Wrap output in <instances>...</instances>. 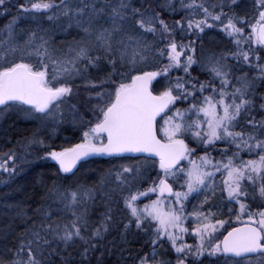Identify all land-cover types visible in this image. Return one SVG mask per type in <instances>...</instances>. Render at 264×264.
I'll list each match as a JSON object with an SVG mask.
<instances>
[{"label": "snow or ice", "instance_id": "obj_1", "mask_svg": "<svg viewBox=\"0 0 264 264\" xmlns=\"http://www.w3.org/2000/svg\"><path fill=\"white\" fill-rule=\"evenodd\" d=\"M13 6L23 16L13 15L0 37V113L20 109L53 132L68 120L80 127L82 141L54 151L38 129L25 138L23 157L11 149L0 155V171L9 177L30 149L59 165L29 226L14 242L12 235L0 240V264H90L114 227L122 244L129 235L146 236L151 250L134 264H205L211 257L264 264V0H252L251 13L242 10V0H179L178 7L163 0L156 8L149 0H0V15H12ZM165 11L184 15L169 23ZM24 18L36 26L18 28ZM214 27L231 47L205 52L202 34ZM57 29L73 39L58 46ZM149 64L153 70L145 69ZM101 65L99 84L87 79ZM194 66L208 79L194 76ZM78 77L95 92L80 107L72 103ZM154 81L163 88L158 94ZM93 156L135 163L102 171L91 185L59 183L76 177L80 161ZM217 191L222 208L210 203ZM112 192L122 193L127 222L117 223L106 203L99 225L90 228L88 205L98 193L110 201ZM192 200L198 203L189 211ZM187 236L197 243H187ZM77 243L79 260L69 251ZM165 244L174 261L160 256Z\"/></svg>", "mask_w": 264, "mask_h": 264}, {"label": "trees", "instance_id": "obj_2", "mask_svg": "<svg viewBox=\"0 0 264 264\" xmlns=\"http://www.w3.org/2000/svg\"><path fill=\"white\" fill-rule=\"evenodd\" d=\"M17 2L23 4L25 3V0H13V5ZM149 3L152 4L153 8H156L157 3H163V0H149ZM176 4L178 7L179 0H176ZM251 5L252 0H242L243 11L251 13ZM11 13L12 15H0V37L3 36L2 30L4 29V26L9 23L13 15L23 16L22 13L17 11L15 6L11 8ZM182 15H184L183 12L171 15L166 11L162 13L163 18L169 23L176 19H180ZM196 18L199 19L200 17L197 16ZM40 22L46 28L50 26L46 19L41 18ZM35 26V22L27 18L21 19L18 24V28L22 27L24 29L33 28ZM56 35L58 37L57 45L59 46L61 42L67 43L71 41L74 33L73 35H68L57 29ZM202 35V44L205 52H219L231 47L228 38L218 27L206 29L205 34ZM147 38L150 40L152 39L151 36H148ZM199 43L201 42H198V44ZM199 52L200 49L198 47V55ZM163 63L166 64L167 60H164ZM103 68L104 65H101V69H89L87 79H91L99 84L100 80L105 75V71L102 70ZM153 68L154 66L152 64L145 66L146 70H153ZM174 74L183 75V73ZM193 75L198 76L201 80L208 79V76L195 66ZM86 82L85 78L72 82L73 91L78 94L72 99V103H76L78 107H80V103L86 102L89 98V94L93 92L89 87H86ZM153 86L154 88H157V92L163 90V88L159 87L156 82H154ZM177 105L188 106L187 103H178ZM80 111L81 113H84L83 108H80ZM6 117L7 119L5 118V120L0 119V155L11 149L16 152L18 157H23L25 153L22 144L25 138H30L38 129L42 132L46 145L54 151H61L66 147H72L76 143L82 141L80 127L74 126L68 120H65L64 123L57 126L53 132L51 128L48 130L40 129L39 122L26 117L24 112L20 109H13L7 112ZM257 118L259 119V115H257ZM85 119H91V117L85 114ZM64 136H68V140L63 139ZM218 147L223 148L224 145L218 144ZM29 151L31 152V155L27 156V162H25L24 159H17L16 166L18 172L12 177H9V175L3 171H0V240H3L6 235H12L14 242V237L23 233L25 228L29 226L30 221L28 220V217L33 216L35 209L39 208L41 204L46 201V186L51 185L54 174L58 169L57 163L52 159L40 158L44 154L41 149L36 148L30 149ZM201 154H203V152H201ZM212 155L218 157V152L213 151ZM243 157H246V154H243ZM134 163V159L111 158L106 160L99 157H92L84 161L81 164L82 167L81 165L78 167L80 171L77 172L76 177L71 180L61 179L59 183L71 187L75 186L76 181L91 185L98 181L99 174L102 171L108 169L118 170L119 165L121 164L131 165ZM158 171L159 169L157 166L156 170L151 172V177L155 178L156 172ZM60 175L63 177L65 174L61 173ZM110 187H114V185L106 186V190ZM137 187L143 189L148 187V184L141 183L137 185ZM126 194L127 192L125 191L123 195ZM111 197L112 199L106 202L102 198V194L98 193L96 201L88 205L90 228L99 225V222L102 220L103 214L106 211V203L113 207V216L117 223L121 220L127 222V213L123 209L122 193L112 192ZM5 205H18L19 207H5ZM21 210H23L22 214L17 215V212H20ZM23 213H26L27 215H24ZM221 218L227 219L225 216H221ZM64 219L68 220L71 219V217L66 215ZM244 219H246V217H244ZM230 223L233 226L239 224L235 220L230 221ZM225 227L227 228L228 225H225ZM223 231L224 230L221 229V232ZM119 232L120 229L118 227L112 229V231L106 236L103 245L90 257V264H98V261L102 262V264H134V258L138 254L147 253L151 250L147 243V238L143 233L129 235L127 242L122 244L119 239ZM113 241H115V247L113 246ZM3 247L4 245L0 244V248ZM80 247L81 245L77 243L75 249H69V251L73 252V255L75 256V250ZM121 249L125 250L122 251ZM170 253L172 256L173 252L171 251ZM75 258L76 260H79V256H75ZM204 259L208 260L207 258ZM216 260L214 259V261H216L215 264H222V262L225 263V258L223 257L216 258ZM227 263H234V261L228 260Z\"/></svg>", "mask_w": 264, "mask_h": 264}, {"label": "rangeland", "instance_id": "obj_3", "mask_svg": "<svg viewBox=\"0 0 264 264\" xmlns=\"http://www.w3.org/2000/svg\"><path fill=\"white\" fill-rule=\"evenodd\" d=\"M19 28H22V27H19ZM89 75V74H88ZM80 79H83V78H76V79H74L72 82H74V81H76V80H80ZM105 87H108L107 85H105ZM92 96V97H94L95 96V92H92L91 94H89V96ZM176 107H180V108H186L187 106H185V105H183V106H180V105H176ZM5 118L7 119V117H6V113H0V119H3V120H5ZM63 139H65V140H68V136H64L63 137ZM192 146H194V145H192ZM197 151L201 154V150L200 149H197ZM202 155V154H201ZM244 159H248L249 157L246 155V157H243ZM51 159V158H50ZM221 181H220V177L218 176L217 177V184H219ZM174 187H175V185H174ZM152 198L154 199L155 198V196L153 195L152 196ZM202 199V198H201ZM144 203H147L148 201H147V199H145L144 201H143ZM196 203H198V201L197 200H192L191 201V203L187 206L188 207V210L189 211H191V208H192V205L193 204H196ZM210 203L212 204V205H215V206H220L221 208L223 207V201H222V199H221V194H220V192L219 191H217V193H216V195H215V197H213L212 199H211V201H210ZM205 207H207V205H205ZM189 223H191V222H189ZM220 231H221V229H220ZM185 240H186V242L187 243H189V244H195V243H197V241L192 237V236H187V237H185ZM160 251V256L161 257H163V258H165V259H169V260H175V256H176V254L173 252V254H172V256H171V250L169 249V246L167 245V244H165L164 245V248H162V249H160L159 250ZM216 258L217 257H211V258H207L208 260H205V264H210V262H215L216 263ZM214 259L216 260V261H214ZM222 264H225V263H223L222 262ZM227 264H234V263H227ZM245 264H247V262H245Z\"/></svg>", "mask_w": 264, "mask_h": 264}, {"label": "water", "instance_id": "obj_4", "mask_svg": "<svg viewBox=\"0 0 264 264\" xmlns=\"http://www.w3.org/2000/svg\"><path fill=\"white\" fill-rule=\"evenodd\" d=\"M156 94H158V93H156ZM126 155H128V156H138V155H140V154H126ZM93 157H99V158H102V159H111V158H115V157H108V156H93ZM89 158H91V157H88V158H86V159H84V160H82V161H80V163L77 165V168H78V166L83 162V161H85V160H88ZM158 159V158H157ZM58 167H59V165H58ZM74 171H75V169H74ZM236 226H241L240 224H238V225H236ZM230 230V229H229ZM225 235H226V233H224ZM236 259H239V258H236Z\"/></svg>", "mask_w": 264, "mask_h": 264}]
</instances>
